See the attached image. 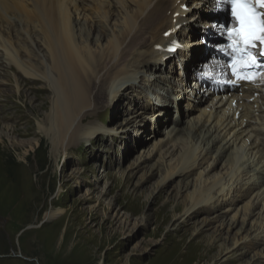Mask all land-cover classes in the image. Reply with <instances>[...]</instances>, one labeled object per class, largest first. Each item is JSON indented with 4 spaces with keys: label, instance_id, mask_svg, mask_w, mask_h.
<instances>
[{
    "label": "rangeland",
    "instance_id": "rangeland-1",
    "mask_svg": "<svg viewBox=\"0 0 264 264\" xmlns=\"http://www.w3.org/2000/svg\"><path fill=\"white\" fill-rule=\"evenodd\" d=\"M111 11L107 27L114 29L115 22L119 24V16L116 9ZM18 23L14 28L0 23V35L6 40L9 34L17 48L30 51L34 57L30 60L24 56L22 60L39 71V59L50 63L49 55L31 26ZM87 24L80 19L75 30L87 29ZM108 28L103 29L106 33L103 37L96 23L88 38L78 37L77 32L76 41L96 55L107 46ZM6 58L0 49V63H7ZM5 71L8 73L0 71V264L251 263L249 258L261 247L253 252L249 250L245 257L239 254L246 249H240L212 258L223 247L232 248L233 239L255 234L250 225L260 222L261 216L259 220V215L253 216L242 229L239 222L229 229L218 228L220 221L211 222L201 234L197 231L204 227L205 221L216 216L214 212L198 211L190 218H183L197 174L204 170L207 161L195 172L173 176L160 184L167 167L173 166L185 149L192 148L197 137L190 135L185 139L183 136L176 140L175 144H179L176 149L166 151L169 144L156 151L153 145L157 143L151 139L150 131H144L149 126L141 122L139 131L143 129L144 137H149L143 149L136 146V141L125 138L136 131L138 125L133 122L144 113L139 106L135 110L138 102L134 94L141 97L139 88L112 103L108 96H97L101 74L92 85L91 106L80 122V136L61 158L63 151L58 149L53 153L45 134L49 129L46 117L51 106L49 90L40 81L26 80L20 75H16V80L13 69ZM149 117L145 114L143 120L148 122ZM182 125L185 126L184 122ZM159 127L156 140L166 141L168 137ZM94 128L102 133L91 132ZM188 128L187 122L186 133ZM160 153L163 158L159 157ZM224 165L223 162L210 172L206 169L209 175L205 170V185L223 175ZM237 205L231 211L225 207L227 213L220 220L226 222L240 213L243 207ZM57 209L62 210L59 219L45 222L46 214ZM259 210L260 206L254 214ZM210 238L216 242L208 248Z\"/></svg>",
    "mask_w": 264,
    "mask_h": 264
},
{
    "label": "bare ground",
    "instance_id": "bare-ground-1",
    "mask_svg": "<svg viewBox=\"0 0 264 264\" xmlns=\"http://www.w3.org/2000/svg\"><path fill=\"white\" fill-rule=\"evenodd\" d=\"M182 5L194 8L187 19L188 22L191 21L188 32L185 29L184 32L177 33L183 40L187 39L190 45L177 60L168 61V64L169 68L175 67L174 77L179 79L182 91H187L184 113L187 117L190 116L191 120L188 121L189 128L186 134L193 135L194 131L200 130L198 136L203 134L204 146L185 149L176 163L167 167L160 184L173 176L182 177L190 174L199 164L201 165L199 161L205 160L207 156L212 163L211 165L206 163L207 168L213 163L217 164L224 157L223 175L217 179L215 177L208 185H205L207 179H203L205 169L197 174L194 191L188 196L189 206L186 205L183 218H190L198 211L205 213L208 210L210 214L214 212L216 216L205 221L204 227L197 231L201 234L205 226H209L211 222L220 221L218 228L222 227V229L235 227L239 222L242 229L245 222L248 224L253 216L259 215L257 220L261 216L260 222L255 221L253 226L250 225L255 232L252 240L247 241L250 236L235 238L231 242L232 248L223 245L220 252L212 259L240 249H246L239 254L240 257H245L250 253L249 250L253 252L255 248L261 247L249 258V261L250 264H262L264 263V237L261 236L264 230V195L262 196L264 194V87L248 91L239 97L225 84L224 74L221 72L224 45L220 47L215 45L216 39H222L220 24L225 17L224 0H0V21L11 25L13 22L11 18L14 21L17 18L16 21L22 22L26 27L31 26L33 32L41 37L42 46L50 58V63L39 59L41 67L38 71L30 62L22 60L24 56L30 60L34 57L30 51L17 48L9 34L6 35V40L0 35V49L7 57L6 65L3 61L0 63V71L6 74L8 72L5 70L13 69L16 80H18L16 75H20L26 80L45 84V89L47 88L51 94L50 111L46 116L49 129L45 130V134L50 140L53 153H57L58 149L63 151L62 158L65 156L66 148L80 136V122L85 112L90 110L92 85L95 81L100 79L102 74L97 96L101 95L103 98L108 96L112 103H115L116 98L134 89L135 84H126V82L158 62L157 56L162 57L154 46L163 45L168 41V38L165 39L162 34L174 26L172 21L182 19ZM111 8L116 9L119 16V24L115 22L114 29L107 27L112 16ZM176 12H179L180 16L175 17ZM80 19L90 25H86L87 29L77 31L75 24ZM96 23L99 25L98 32L100 31L103 37L106 36L103 29L108 28L109 40L107 46L95 55L87 47H81L76 40L81 36L88 38L90 31L95 29ZM32 29L29 32H32ZM127 40L129 41L125 45ZM180 56L184 59L183 68L177 67L183 60ZM203 62L207 63L205 71L200 69ZM216 71H219L220 75L216 76L214 74ZM200 72L211 76L212 80L198 77L197 74ZM254 92L259 93V97L249 102ZM178 93L180 89L177 87V97ZM147 100L151 102L149 98ZM182 112L181 109L180 113ZM255 112L258 114L256 115ZM157 118L159 121L160 118L158 116ZM256 120H261L262 125L257 124ZM172 131L179 132L175 128H171L170 132ZM91 132L102 133L96 128ZM210 142L212 147L215 146L213 154L210 151L212 148L209 147ZM176 147L175 142H172L166 151ZM153 148H156V151L160 150L158 144H154ZM198 149L200 150L197 151ZM159 155L163 158L162 153ZM244 159L251 163L245 168L244 175H248L246 169L250 172L256 171V175L252 174L247 178L248 182L250 181L247 186L248 183L241 185L242 179H238L243 175L235 176L237 170L234 173L232 169L234 163L238 167ZM243 166L244 164H241L239 168ZM230 178L235 179L234 182L227 184L230 187L235 185L232 187V192L236 194L234 196L226 192L228 189L223 184L224 181L229 183ZM249 194L254 196L243 206L240 213H235L226 222L220 220V217L231 211L235 204ZM223 206L227 211L217 212ZM258 206H260L259 213L254 214ZM241 212L244 214L241 215ZM61 214V209L50 211L45 216V222L56 221ZM237 234L238 232L235 235ZM215 242V238H210L206 247L211 248Z\"/></svg>",
    "mask_w": 264,
    "mask_h": 264
},
{
    "label": "snow or ice",
    "instance_id": "snow-or-ice-1",
    "mask_svg": "<svg viewBox=\"0 0 264 264\" xmlns=\"http://www.w3.org/2000/svg\"><path fill=\"white\" fill-rule=\"evenodd\" d=\"M227 3L231 5V16L236 22L227 32L232 52L239 54L233 60L235 74L237 65L245 63V55L249 56L247 63H255L248 49L255 47L257 41L264 44V0H227Z\"/></svg>",
    "mask_w": 264,
    "mask_h": 264
}]
</instances>
